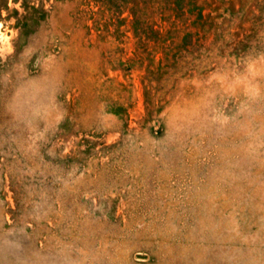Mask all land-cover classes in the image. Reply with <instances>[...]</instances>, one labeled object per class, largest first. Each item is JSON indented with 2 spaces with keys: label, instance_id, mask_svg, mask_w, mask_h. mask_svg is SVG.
I'll list each match as a JSON object with an SVG mask.
<instances>
[{
  "label": "rangeland",
  "instance_id": "374dc122",
  "mask_svg": "<svg viewBox=\"0 0 264 264\" xmlns=\"http://www.w3.org/2000/svg\"><path fill=\"white\" fill-rule=\"evenodd\" d=\"M0 264H264V0H0Z\"/></svg>",
  "mask_w": 264,
  "mask_h": 264
}]
</instances>
